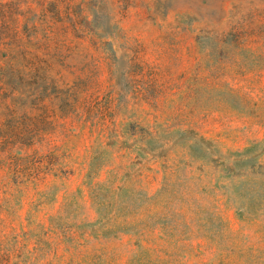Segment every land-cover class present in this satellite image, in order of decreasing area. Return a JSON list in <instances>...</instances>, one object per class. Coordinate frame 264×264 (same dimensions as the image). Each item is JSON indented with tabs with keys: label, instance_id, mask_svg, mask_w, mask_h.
Listing matches in <instances>:
<instances>
[{
	"label": "rangeland",
	"instance_id": "rangeland-1",
	"mask_svg": "<svg viewBox=\"0 0 264 264\" xmlns=\"http://www.w3.org/2000/svg\"><path fill=\"white\" fill-rule=\"evenodd\" d=\"M0 264H264V0H0Z\"/></svg>",
	"mask_w": 264,
	"mask_h": 264
}]
</instances>
